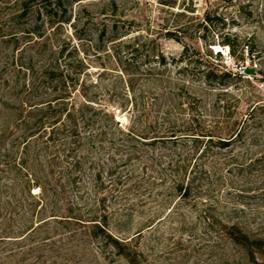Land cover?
<instances>
[{
	"label": "trees",
	"instance_id": "obj_1",
	"mask_svg": "<svg viewBox=\"0 0 264 264\" xmlns=\"http://www.w3.org/2000/svg\"><path fill=\"white\" fill-rule=\"evenodd\" d=\"M67 4V0H0V184L13 183L0 185V264H80L86 248L85 241L76 239L79 234L102 253L126 264H144L138 249L144 231L178 210L184 220L178 230L195 229L185 224L183 207L197 212L203 230L215 235L220 264H264V207L251 209L243 200L263 201L264 195H249L231 182L226 184L223 177L234 167L236 172H257L264 185L262 146L252 137L257 150L247 155L248 163L239 164L232 151L241 143L242 130L223 127L231 118L229 107L216 111L217 105L225 108L220 98L231 80L244 76L205 68L200 53L187 45L170 64L151 50L147 70L137 78L136 72L132 74L117 94L121 110L128 105L135 113L131 125L122 128L108 106L101 104L99 94L87 93L86 82L78 89L88 65L82 60L66 62L71 52L66 56L64 46L45 40L43 18L50 23L59 15V23H68ZM110 5L116 8L114 0ZM226 45L234 55L232 44ZM94 51L98 57L103 52L99 45ZM117 59L124 70L132 66ZM189 68L200 72L198 79L207 92L217 94L205 116L188 113L201 102L191 89V78H186ZM172 70L173 78L168 75ZM139 80L159 83V88L147 90ZM263 111L264 106L255 107L245 117L259 122ZM225 154L228 159L221 158ZM106 156L109 164L104 162ZM145 157L148 162L137 175L134 164ZM104 175L109 178L106 184ZM140 196H147L140 207L147 206L149 213L133 231L129 199ZM118 208H122L119 222L125 225L121 229L129 231L125 238L109 230ZM256 221L261 222L259 229L247 232L250 222ZM228 245L238 249L241 259L226 253ZM91 254L95 256L91 264H99Z\"/></svg>",
	"mask_w": 264,
	"mask_h": 264
},
{
	"label": "rangeland",
	"instance_id": "obj_2",
	"mask_svg": "<svg viewBox=\"0 0 264 264\" xmlns=\"http://www.w3.org/2000/svg\"><path fill=\"white\" fill-rule=\"evenodd\" d=\"M71 1L67 0L70 4L66 6L65 18L69 19L68 23H59V15L53 17L50 23L43 18L44 30L48 36L45 40H56L60 47L64 46L66 56L67 52H71L72 56L67 58L66 62L68 60L69 63L77 64V61L82 60L88 65L87 73L80 74L78 89L82 82H86L87 93L99 94L101 104L108 106L114 120L119 122L122 128H128L135 115L132 110L129 111L131 106H123L122 110L119 106L118 95L125 89L128 78L135 72L137 78L140 72L147 70L148 61L151 63V57L148 55L151 50L162 54L167 64H170L172 59L179 58L182 45H187L200 53L205 68L232 71L244 76L245 79L231 80L228 89L224 90L227 93L220 98L224 100L225 108L222 111L217 105L216 111L224 112L229 107L231 118L228 117L227 121L223 122V127L228 126L235 131L242 130L241 143L232 151L239 164L248 163L247 155L249 156L254 148L257 150V147L252 145V137L262 146L259 153L263 152L264 119L254 123L248 121L245 115L255 107L264 106V0H114L116 8L110 5L112 0H82L76 4H71ZM101 34H104L103 37ZM227 42L232 44L234 55L228 52ZM97 45L101 46L103 51L100 57L94 51ZM1 52L2 50L0 54ZM191 53L189 50L188 56H192ZM113 56L116 60L119 57L123 65L128 62L132 66L124 70ZM134 65L139 68L138 71H134ZM245 69H253L256 75H246ZM71 70L75 72L76 68L72 67ZM175 72L172 70V74L168 75L173 78ZM199 74L198 70L192 68L185 73L186 78H191L192 91L201 98L198 108L193 107L188 113L205 116L211 110L212 101L217 94L206 91V86L198 79ZM143 80H139L143 88H159V83ZM249 126L251 129H248ZM214 135L218 136L216 133ZM221 158L228 159V155L225 154ZM104 160L109 164L107 156ZM147 160L148 157H145L142 163L134 164V173L141 176L140 168L143 163L148 162ZM230 168L233 170L231 174L223 172L226 184L231 182L234 188L245 190L254 197L264 195V192L257 194L264 190L262 180L257 179V172L241 173L236 172L234 167ZM146 172L151 174L150 170ZM103 177V182L108 183V176ZM10 184L13 185L11 181L3 180L0 185ZM10 193L11 190L7 195L3 194L1 199H7L6 196ZM33 193L38 194L37 189ZM223 195L225 193L221 195L222 200ZM129 200L135 216L132 227L135 231L149 213L147 206L140 207V201L147 202V196L131 197ZM243 200L249 202L248 207L251 209H256L258 204L264 207V200ZM118 209L120 210L115 211V216L110 218L109 230L114 235L125 238L128 237L129 231L121 229L125 228V225L119 222L122 208ZM180 211L171 214L153 229L143 232L138 240V249L145 258L144 264H220L221 252L216 248L217 239L213 232L203 230L198 213L190 207H183L182 211L186 213L185 224L195 229L178 230L184 225V220L179 216ZM258 222L260 221L250 222L247 232H256L259 229ZM17 232L13 230L15 235ZM76 239L85 241L86 259L80 264H91V253L96 255L99 264H111L112 261V264H126L122 259L102 253L97 245L91 246L84 235L79 234ZM226 253L235 259H241V253L236 247L228 245Z\"/></svg>",
	"mask_w": 264,
	"mask_h": 264
},
{
	"label": "water",
	"instance_id": "obj_3",
	"mask_svg": "<svg viewBox=\"0 0 264 264\" xmlns=\"http://www.w3.org/2000/svg\"><path fill=\"white\" fill-rule=\"evenodd\" d=\"M244 73L246 75L254 76L256 75L255 71L253 69H245Z\"/></svg>",
	"mask_w": 264,
	"mask_h": 264
}]
</instances>
